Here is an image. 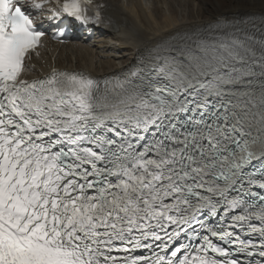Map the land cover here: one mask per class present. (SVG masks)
<instances>
[{
  "label": "snow or ice",
  "instance_id": "6c2138e0",
  "mask_svg": "<svg viewBox=\"0 0 264 264\" xmlns=\"http://www.w3.org/2000/svg\"><path fill=\"white\" fill-rule=\"evenodd\" d=\"M55 6L102 22L100 0ZM44 35L0 0V264H264V30L177 35L114 80L26 79Z\"/></svg>",
  "mask_w": 264,
  "mask_h": 264
},
{
  "label": "bare ground",
  "instance_id": "6f19581e",
  "mask_svg": "<svg viewBox=\"0 0 264 264\" xmlns=\"http://www.w3.org/2000/svg\"><path fill=\"white\" fill-rule=\"evenodd\" d=\"M100 2L104 5L101 24L93 29H75L73 43L69 45L56 46L44 41L40 55L26 63L27 77H39L38 73H47L48 68L56 67L97 80L111 78L132 67L157 42L177 35L206 32L216 27L222 16L231 12L242 21L264 18L262 0H247L245 4H240L238 0ZM223 2L226 5L221 9ZM45 12L49 13L44 9L42 13L35 12L33 15L37 23L50 28L46 24Z\"/></svg>",
  "mask_w": 264,
  "mask_h": 264
},
{
  "label": "rangeland",
  "instance_id": "374dc122",
  "mask_svg": "<svg viewBox=\"0 0 264 264\" xmlns=\"http://www.w3.org/2000/svg\"><path fill=\"white\" fill-rule=\"evenodd\" d=\"M185 1H188V3H192L193 1H195V0H185ZM263 1V3H264V0H262ZM238 2L240 3V4H245V3H247V0H238ZM226 2H223L222 3V6H221V9L223 8L224 9V7H225V4ZM191 7V6H190ZM234 12V11H233ZM232 13V12H231ZM231 13H229V14H231Z\"/></svg>",
  "mask_w": 264,
  "mask_h": 264
}]
</instances>
